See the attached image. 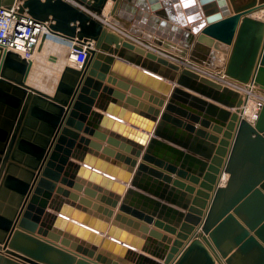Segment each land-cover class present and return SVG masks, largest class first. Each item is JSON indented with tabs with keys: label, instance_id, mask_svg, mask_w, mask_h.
Returning <instances> with one entry per match:
<instances>
[{
	"label": "water",
	"instance_id": "1",
	"mask_svg": "<svg viewBox=\"0 0 264 264\" xmlns=\"http://www.w3.org/2000/svg\"><path fill=\"white\" fill-rule=\"evenodd\" d=\"M15 3L90 46L52 94L0 48V264H264V0Z\"/></svg>",
	"mask_w": 264,
	"mask_h": 264
},
{
	"label": "built area",
	"instance_id": "2",
	"mask_svg": "<svg viewBox=\"0 0 264 264\" xmlns=\"http://www.w3.org/2000/svg\"><path fill=\"white\" fill-rule=\"evenodd\" d=\"M47 40H55L68 47V63L73 67L80 68L86 57V50L89 43L81 45L80 50L73 49V42L66 41L49 34L47 24L40 23L32 19L26 13H18V4L11 8L0 7V48L19 53L25 59L31 61L37 48L42 42V37ZM231 86L242 94L243 88H250L252 85L244 86L231 83ZM246 95V94H245ZM252 118L245 117L248 121L254 122L257 119L260 108L264 104V99L252 98ZM248 101V100H247ZM249 102V101H248ZM247 103V102H246ZM244 108V107H243Z\"/></svg>",
	"mask_w": 264,
	"mask_h": 264
},
{
	"label": "crops",
	"instance_id": "3",
	"mask_svg": "<svg viewBox=\"0 0 264 264\" xmlns=\"http://www.w3.org/2000/svg\"><path fill=\"white\" fill-rule=\"evenodd\" d=\"M110 4H111L110 7H112L113 3H110ZM109 8H107L104 11V15H105L104 16V21L106 23H108L109 27H111L113 30L122 32L125 35L129 36L130 39H132L134 42L139 43V44H143V45H144V43L145 44L150 43L151 42L150 39H152L153 37H156V36H154L155 34L153 35V37L152 36L151 37L148 36L147 34H149V33L145 29L139 30V28H138L139 33L141 32V34H143V36L145 38H147L148 40L145 39V38H142L141 39V38H136V37L130 36L127 33V27H126L125 23H118V22H115V21L113 22V20L109 17V12L108 11H110V9H111V8L110 9ZM175 13H176V11H175ZM107 18H109L110 21ZM130 27H131V24H130ZM44 44H46V46L48 48V52L47 53H50V54L54 53V56H53L54 59L53 58H50L48 56L47 57V60H45L47 62L44 61V66H42L43 69L44 68H47V66L45 65V63H51V61H52L51 65H53V63L56 60V56L59 53L62 55V57H67L68 47L65 44H63V43H61L59 41H55L53 39L52 40L44 41L41 45H44ZM50 49H52V52H49ZM48 68H51V70L54 69L52 67H48ZM32 69H33V63H32V68H31L30 74H29V76L27 78V83L30 86H32V87H34V88H36L38 90H41V91H43L45 93H48V94H52V92L54 91V87L56 85V82L58 80V77H59L60 73L58 75V73H56V70L55 71L53 70V72L51 74H49V75L43 74V69L42 70L39 69L38 66L35 67L33 69V71H32ZM39 70H40V72H39Z\"/></svg>",
	"mask_w": 264,
	"mask_h": 264
},
{
	"label": "bare ground",
	"instance_id": "4",
	"mask_svg": "<svg viewBox=\"0 0 264 264\" xmlns=\"http://www.w3.org/2000/svg\"><path fill=\"white\" fill-rule=\"evenodd\" d=\"M111 2H109V4L107 5V7H106V9L107 8H109L110 6H111V4H110ZM111 8V7H110ZM109 8V9H110ZM108 9V10H109ZM109 12V11H108ZM254 15L256 16V17H261V18H264V10H262V11H259V12H256V13H254ZM110 20V19H109ZM114 22V21H113ZM118 25V24H117ZM113 26V25H112ZM126 30V29H125ZM45 41H47V39L45 40ZM42 44V43H41ZM40 44V46L37 48V50H36V52H35V54H34V56H33V58H32V60H31V62L33 63V69L35 68V67H37L38 66V68L39 69H43L42 68V66H44V61L46 60L45 59V57H46V54H47V51H48V48H47V46H46V44H44V45H41ZM68 55V54H67ZM55 62H57V64H56V66L55 65H52V68H55L56 67V73H58V75H59V73H60V71L62 70V68L64 67V65H66V64H68L69 65V63H68V57H62V55L59 53L57 56H56V60H55ZM66 62V63H65ZM63 63V65L62 66H60V67H58V65L59 64H62ZM54 64V63H53ZM37 65V66H36ZM51 66V65H50ZM33 69H32V71H33ZM204 72H206V73H209V74H213V75H215L216 76V73L214 74V73H211V72H208V71H206V70H203ZM39 72H40V70H39ZM233 84V83H232ZM257 91H259V89L255 86V85H252V86H250V88L248 87V88H243L242 89V92L244 93V94H246L247 96H248V101H247V103H246V105L244 106V108H243V111H242V116L245 118V117H248V118H252V116H253V113H254V111L252 110V103L250 102V101H252L253 99L252 98H259V100H263L264 99V93L263 92H258V93H260V94H258L257 93Z\"/></svg>",
	"mask_w": 264,
	"mask_h": 264
},
{
	"label": "rangeland",
	"instance_id": "5",
	"mask_svg": "<svg viewBox=\"0 0 264 264\" xmlns=\"http://www.w3.org/2000/svg\"><path fill=\"white\" fill-rule=\"evenodd\" d=\"M261 18V17H260ZM108 20H109V18H107ZM110 21V20H109ZM55 49V48H54ZM48 52V51H47ZM49 52H52V49H50L49 50ZM50 57V58H53V56H54V53H52V54H50V53H47L46 54V60H47V57ZM54 59V58H53ZM45 62H47V61H45ZM51 63H52V61H51ZM51 63H45V65L47 66V68H44L43 69V74H47V75H49V74H51L52 72H53V70L55 71V69H56V67L54 68V69H52L51 70V68H48V67H52V65H51ZM55 64H53V65H55L56 66V64H57V62H54ZM66 63V62H65ZM51 65V66H50ZM63 65V63L62 64H59L58 65V67H60V66H62ZM50 69V70H49ZM259 91H257V93H258ZM258 94H260V93H258Z\"/></svg>",
	"mask_w": 264,
	"mask_h": 264
}]
</instances>
